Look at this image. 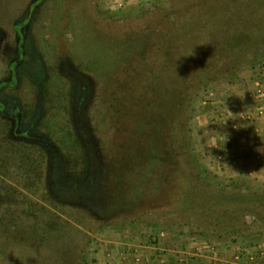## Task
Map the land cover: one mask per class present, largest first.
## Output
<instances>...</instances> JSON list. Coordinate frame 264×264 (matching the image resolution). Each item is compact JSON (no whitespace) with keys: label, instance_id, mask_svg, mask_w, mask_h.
I'll return each mask as SVG.
<instances>
[{"label":"rangeland","instance_id":"374dc122","mask_svg":"<svg viewBox=\"0 0 264 264\" xmlns=\"http://www.w3.org/2000/svg\"><path fill=\"white\" fill-rule=\"evenodd\" d=\"M142 1L0 0V264H124L132 251H157L163 226L186 243L218 241L238 264H264V177L229 160L256 140L238 105L247 81L264 78V52L216 77L200 72L199 91L186 81L184 109L168 89L164 104L150 92L156 77L132 68L147 43L139 16L160 5ZM226 191L246 196L227 213L244 212L246 232L234 230L238 218L218 224L222 209L197 210L206 193Z\"/></svg>","mask_w":264,"mask_h":264},{"label":"trees","instance_id":"16d2710c","mask_svg":"<svg viewBox=\"0 0 264 264\" xmlns=\"http://www.w3.org/2000/svg\"><path fill=\"white\" fill-rule=\"evenodd\" d=\"M158 1L160 5L155 10L144 12L139 16L140 19H144L141 27L148 33L144 34L147 43L143 51H136L135 54H138L140 61L138 66L132 68H137L140 74L145 72L148 78L150 75L156 77L150 82V92L154 95L155 92L160 91V98H164V104L169 99L165 93L168 89L171 99H178L179 108L184 109L186 106L183 101L186 96L184 92H188L186 81L190 80L193 84L192 88L199 91L200 87L197 86L201 80L196 78L200 72L206 70L216 77L217 74L231 71L236 65L241 64L247 58L248 52L253 54H257L259 50L264 52V0ZM140 19L134 18L133 22L139 23ZM151 41L152 44L149 43ZM145 62L148 65L144 66ZM163 76L167 78L164 81ZM183 122L187 125L185 117ZM193 191V194L196 193V190ZM228 194L229 191L217 195L206 193L207 198H202L206 199L205 203L208 206L197 205V210L204 215V211L211 209L213 212L222 209L224 213L218 224L223 223L225 227H232L234 226L232 221L238 218L239 226L234 230L246 232L245 229L253 227L254 222H250L244 212L234 216L235 218L227 217L233 215L227 214L232 210L241 209L238 200H243L245 198L242 197L246 196L241 193ZM188 195L192 202L200 199L198 194L191 196V192ZM171 199L166 198L162 202H172ZM42 200L38 196L32 201L34 210L38 211V216L36 220L34 219L35 223L45 222L43 217H39L47 210ZM179 202H182V198ZM249 208L253 212L257 210L254 201ZM13 218L14 215L7 217L6 223L11 224ZM161 225L163 226L164 223ZM37 235L44 238L45 232L40 231Z\"/></svg>","mask_w":264,"mask_h":264},{"label":"crops","instance_id":"0c3cea01","mask_svg":"<svg viewBox=\"0 0 264 264\" xmlns=\"http://www.w3.org/2000/svg\"><path fill=\"white\" fill-rule=\"evenodd\" d=\"M117 3L119 0H115ZM127 1V5L130 6V3L138 4L143 2L142 0H121V2L125 3ZM126 5V3L124 4ZM126 5V6H127ZM247 88L245 89L246 96L242 105H238L239 109H242V113L245 114L246 112L251 113L249 116V120L252 123H248L245 129L246 134L248 136V131L252 134L253 137H256L254 142H250L249 144L244 145V141L242 145H240V149L245 153H242L240 157H232V162H240L242 165L241 167L238 166L241 170L242 175L252 174L254 177L263 178L264 177V78L263 77H256L254 80L247 81ZM244 95V93H243ZM229 97V94H228ZM245 103V104H244ZM244 107V108H243ZM242 114V115H243ZM244 138V137H243ZM248 142V141H247ZM250 151H254L255 153L252 155L251 158L246 157L248 156L247 153ZM229 157V156H228ZM225 156V158H228ZM251 160L255 163L262 164V168L258 171H250L249 169L245 168ZM249 167V166H247ZM163 226L160 237L158 239L157 245L159 249L157 251H153L150 255H146V258L143 257L138 251H132L129 256L123 257L127 259L124 261V264H225L229 258L233 257V261L231 264H238L239 258L238 255L234 256L232 254H222L221 250L218 249V246L215 245L213 242L214 239L211 240H204L199 239L196 235H193L189 238L188 243H186L185 239H182L183 236L180 234H176L175 232L170 234V230L167 227ZM215 241V240H214ZM208 242H213L209 244ZM218 242V241H215ZM222 242V240L220 241ZM134 248V247H132ZM186 248V249H185ZM253 249H248L247 253L244 254L245 257H248L249 253H254ZM249 252V253H248ZM257 252V249L255 250ZM252 255V254H251ZM260 255V252L257 253ZM230 256V257H229ZM258 257V256H256ZM130 258V260H128ZM227 258V260H226ZM243 258V257H241ZM230 260V259H229ZM149 261V262H148ZM240 264H244V262H240Z\"/></svg>","mask_w":264,"mask_h":264},{"label":"flooded vegetation","instance_id":"af4514ba","mask_svg":"<svg viewBox=\"0 0 264 264\" xmlns=\"http://www.w3.org/2000/svg\"><path fill=\"white\" fill-rule=\"evenodd\" d=\"M3 109L0 107V111H2Z\"/></svg>","mask_w":264,"mask_h":264},{"label":"built area","instance_id":"2783aa9c","mask_svg":"<svg viewBox=\"0 0 264 264\" xmlns=\"http://www.w3.org/2000/svg\"><path fill=\"white\" fill-rule=\"evenodd\" d=\"M122 2H120V4H121ZM239 257V256H238ZM240 258V257H239Z\"/></svg>","mask_w":264,"mask_h":264}]
</instances>
